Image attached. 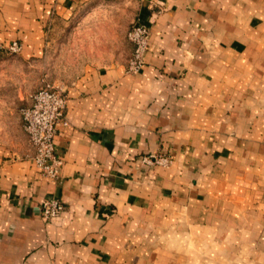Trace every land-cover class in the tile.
Returning <instances> with one entry per match:
<instances>
[{"label":"crops","instance_id":"1","mask_svg":"<svg viewBox=\"0 0 264 264\" xmlns=\"http://www.w3.org/2000/svg\"><path fill=\"white\" fill-rule=\"evenodd\" d=\"M77 22L92 38L60 84V178L40 173L20 109L0 140V264H264V0H0L1 48L41 62ZM131 22L151 25L138 73ZM156 153L173 162L142 165ZM50 196L65 210L46 220Z\"/></svg>","mask_w":264,"mask_h":264},{"label":"built area","instance_id":"2","mask_svg":"<svg viewBox=\"0 0 264 264\" xmlns=\"http://www.w3.org/2000/svg\"><path fill=\"white\" fill-rule=\"evenodd\" d=\"M128 38L134 45V50L129 58L127 70L138 73L145 65L146 52L151 40V25L134 22L129 31ZM0 47L3 45L0 43ZM8 49L19 53L22 43L18 40L11 42ZM31 101L20 108L24 128L28 140L34 147L33 159L40 173L48 178L58 180L64 158L56 149V135L60 123L67 124L66 109L68 95L66 91L50 81L44 82L30 96ZM144 166H165L173 162L169 154H145L140 159ZM65 210L64 202L56 196L42 200L38 211L46 220H51Z\"/></svg>","mask_w":264,"mask_h":264},{"label":"rangeland","instance_id":"3","mask_svg":"<svg viewBox=\"0 0 264 264\" xmlns=\"http://www.w3.org/2000/svg\"><path fill=\"white\" fill-rule=\"evenodd\" d=\"M108 12L113 43L123 48V15L120 14V3L111 2L107 14ZM132 24L133 22L129 24L127 30ZM75 25L65 24L61 32L52 34L54 40L50 55L41 62L26 65L17 60L19 53L0 47V140L6 141L15 133L17 113L25 98L17 95V84L19 88L22 86L25 91L33 93L46 81L61 87L60 84H64L66 79L77 72L79 65L74 63V58L87 52L86 47L92 37L86 30L87 24L80 26V30L77 27L79 22ZM126 49L128 50L127 45Z\"/></svg>","mask_w":264,"mask_h":264}]
</instances>
